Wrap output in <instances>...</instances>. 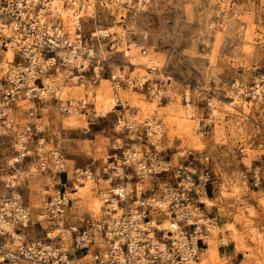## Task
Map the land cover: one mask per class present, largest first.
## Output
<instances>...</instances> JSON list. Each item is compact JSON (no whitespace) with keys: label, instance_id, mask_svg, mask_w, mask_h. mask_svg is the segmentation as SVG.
<instances>
[{"label":"clouds","instance_id":"obj_1","mask_svg":"<svg viewBox=\"0 0 264 264\" xmlns=\"http://www.w3.org/2000/svg\"><path fill=\"white\" fill-rule=\"evenodd\" d=\"M6 261L264 264V0H0Z\"/></svg>","mask_w":264,"mask_h":264},{"label":"built area","instance_id":"obj_2","mask_svg":"<svg viewBox=\"0 0 264 264\" xmlns=\"http://www.w3.org/2000/svg\"><path fill=\"white\" fill-rule=\"evenodd\" d=\"M38 83H39V82H38ZM147 222H149V220L146 219V220H145V223H147ZM85 254H86V252H85ZM5 264H9V262L6 261Z\"/></svg>","mask_w":264,"mask_h":264}]
</instances>
